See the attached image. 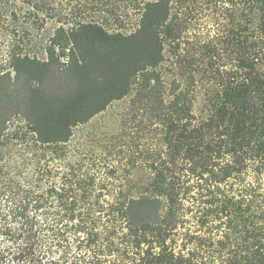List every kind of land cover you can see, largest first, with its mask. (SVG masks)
Wrapping results in <instances>:
<instances>
[{
    "label": "trees",
    "instance_id": "16d2710c",
    "mask_svg": "<svg viewBox=\"0 0 264 264\" xmlns=\"http://www.w3.org/2000/svg\"><path fill=\"white\" fill-rule=\"evenodd\" d=\"M115 1L0 0V264H264V0Z\"/></svg>",
    "mask_w": 264,
    "mask_h": 264
},
{
    "label": "rangeland",
    "instance_id": "374dc122",
    "mask_svg": "<svg viewBox=\"0 0 264 264\" xmlns=\"http://www.w3.org/2000/svg\"><path fill=\"white\" fill-rule=\"evenodd\" d=\"M116 5L119 13V21L116 22L111 19L110 26L113 29H119L126 33L133 32L137 27L138 21L142 11L137 10L138 6H133L130 0H117L113 2ZM123 25H120V23ZM113 23V24H112ZM50 33L46 32L43 38L38 39L39 43H47ZM128 100L114 102L110 105L106 111L96 116L88 126L80 128L85 133L90 132L92 135H101L105 133L115 132L118 127V120L121 112L126 108ZM79 131V130H78ZM0 245L6 243L3 239H0Z\"/></svg>",
    "mask_w": 264,
    "mask_h": 264
}]
</instances>
